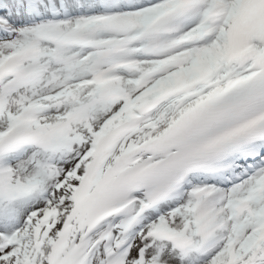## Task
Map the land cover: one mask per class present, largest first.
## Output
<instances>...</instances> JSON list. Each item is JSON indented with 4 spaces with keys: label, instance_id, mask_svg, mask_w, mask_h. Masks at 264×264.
<instances>
[{
    "label": "snow or ice",
    "instance_id": "1",
    "mask_svg": "<svg viewBox=\"0 0 264 264\" xmlns=\"http://www.w3.org/2000/svg\"><path fill=\"white\" fill-rule=\"evenodd\" d=\"M0 264H264V0H0Z\"/></svg>",
    "mask_w": 264,
    "mask_h": 264
}]
</instances>
